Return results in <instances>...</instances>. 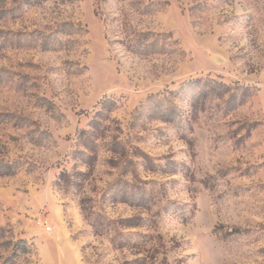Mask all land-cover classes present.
Instances as JSON below:
<instances>
[{
    "label": "rangeland",
    "instance_id": "rangeland-1",
    "mask_svg": "<svg viewBox=\"0 0 264 264\" xmlns=\"http://www.w3.org/2000/svg\"><path fill=\"white\" fill-rule=\"evenodd\" d=\"M0 14V264H264V0Z\"/></svg>",
    "mask_w": 264,
    "mask_h": 264
},
{
    "label": "trees",
    "instance_id": "trees-1",
    "mask_svg": "<svg viewBox=\"0 0 264 264\" xmlns=\"http://www.w3.org/2000/svg\"><path fill=\"white\" fill-rule=\"evenodd\" d=\"M0 18H2V17H1V14H0Z\"/></svg>",
    "mask_w": 264,
    "mask_h": 264
}]
</instances>
